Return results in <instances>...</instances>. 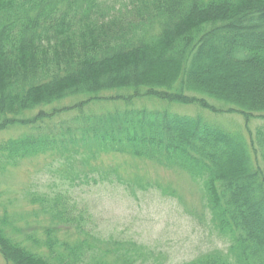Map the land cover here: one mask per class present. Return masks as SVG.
I'll return each instance as SVG.
<instances>
[{"label": "trees", "instance_id": "16d2710c", "mask_svg": "<svg viewBox=\"0 0 264 264\" xmlns=\"http://www.w3.org/2000/svg\"><path fill=\"white\" fill-rule=\"evenodd\" d=\"M145 98L201 111L138 108ZM204 110L264 117V0H0V132L33 130L0 141V175L50 151L72 181L124 182L119 168L92 164L110 153L183 171L231 238L229 254L184 264H264V124L248 137ZM71 113L72 124L57 120ZM71 199L60 191L28 202L76 230L72 243L56 227L21 238L24 216L0 200L6 264H137L131 248L92 234Z\"/></svg>", "mask_w": 264, "mask_h": 264}, {"label": "rangeland", "instance_id": "374dc122", "mask_svg": "<svg viewBox=\"0 0 264 264\" xmlns=\"http://www.w3.org/2000/svg\"><path fill=\"white\" fill-rule=\"evenodd\" d=\"M136 103L138 108L168 107L181 114L201 111L194 105H168L146 98ZM108 110L112 108L94 107L95 113L103 114ZM202 112L211 122L230 130L238 129L248 137L250 129L253 131L264 124V117H255L247 122L239 113L220 115L205 110ZM74 115L64 114L57 120L67 119V123L72 124ZM56 122H49L48 125L54 128ZM30 132L33 130L2 131L0 141ZM60 156L59 151H50L46 155L24 160L18 166H11L8 173H4L6 175H0V200L9 203L10 209L24 216L18 223L23 232L21 238L34 235L43 239L47 227H56L60 240L72 243L78 238L76 230L55 225L41 213L37 216L39 206L28 202L29 194L47 193L53 196L61 191L69 194L72 202L78 203L77 213L80 210L85 215L84 225L92 234L118 248L121 245L131 248V255L137 259V264H184L211 253H230L231 238L216 227L205 205L204 188L188 173L127 154L110 153L101 155L92 164L94 162V165L105 169L119 168L124 182L112 176L110 180L99 179L98 182L84 178L72 181L62 171L64 167L60 165L63 164ZM78 166L84 168L79 162ZM90 176L99 178L97 172L90 173ZM136 179L141 180L142 185L136 184ZM27 214L31 216L27 217ZM87 261L91 264L90 260ZM230 262H234L232 258ZM0 264H6L1 253Z\"/></svg>", "mask_w": 264, "mask_h": 264}]
</instances>
